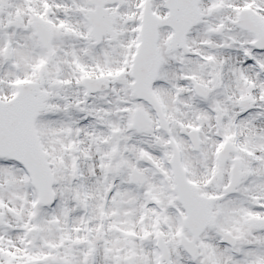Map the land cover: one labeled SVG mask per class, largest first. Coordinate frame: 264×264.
Listing matches in <instances>:
<instances>
[{
    "label": "snow or ice",
    "instance_id": "snow-or-ice-1",
    "mask_svg": "<svg viewBox=\"0 0 264 264\" xmlns=\"http://www.w3.org/2000/svg\"><path fill=\"white\" fill-rule=\"evenodd\" d=\"M0 264H264V0H0Z\"/></svg>",
    "mask_w": 264,
    "mask_h": 264
}]
</instances>
